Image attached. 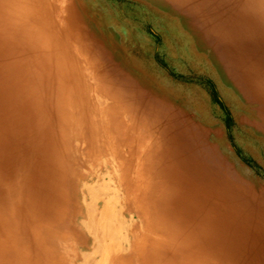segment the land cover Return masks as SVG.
Wrapping results in <instances>:
<instances>
[{
	"label": "rangeland",
	"instance_id": "rangeland-1",
	"mask_svg": "<svg viewBox=\"0 0 264 264\" xmlns=\"http://www.w3.org/2000/svg\"><path fill=\"white\" fill-rule=\"evenodd\" d=\"M36 1L0 0V206L24 203L23 175L36 218L55 221L68 165L96 192L115 190L108 172L120 161L85 155L86 115L105 131L94 151L147 155L136 160L152 177L140 198L168 241L160 264H264V0ZM38 5L80 68L72 98L84 111L63 100L46 37L21 14ZM121 188L112 211L124 207L127 224L154 237ZM17 209L4 216L23 238Z\"/></svg>",
	"mask_w": 264,
	"mask_h": 264
},
{
	"label": "bare ground",
	"instance_id": "bare-ground-1",
	"mask_svg": "<svg viewBox=\"0 0 264 264\" xmlns=\"http://www.w3.org/2000/svg\"><path fill=\"white\" fill-rule=\"evenodd\" d=\"M38 1L43 2V0ZM39 2L36 1L35 3L40 4ZM25 8L22 9L21 13L23 18L25 19L28 15V18L34 21L35 29L37 28L46 37L44 49L51 59L57 78L58 75H61L58 78V83L60 82V93L63 100L69 106L72 104L80 106L77 100L72 98L74 97L72 95L73 78H78L80 72L78 64L71 53L67 52L65 46H61L57 42L60 37L56 36L55 27L46 33L47 27L44 23L50 22L46 20L47 10L41 5L34 6V10L30 12H27L28 7ZM43 12L45 13L44 16ZM0 82H3V78ZM82 90L78 89L77 91L86 104L83 100L84 93ZM81 108H79L80 111H84ZM97 110H99L98 113L103 114L107 121L113 115L109 108H94V112ZM77 118V125L83 128H79L83 132V140H86L83 142L88 150L85 151V155L97 161L99 157L100 159L106 157V160L109 159L110 165L120 161L118 168L114 165L111 172H108L115 174L118 185L114 188L115 190L105 187L102 190L103 193L102 191L98 193L92 184L79 176L78 172L76 175L72 173L73 170L69 169L68 165L66 166V173L68 172L66 182L61 184V198L66 199V206L62 205L59 210L60 216L58 214L57 219L54 217L55 221L52 218L43 221V219L36 218V209L32 197L29 198V190H23L25 185H30L27 184L26 177L20 175L21 178L17 184L24 203L15 199L10 207L2 208L0 206V264H152L153 260H155L154 264H160L159 251H162L164 246H168V241L158 227L154 226V229L148 227V218L143 210L141 200L149 189L148 185H151L152 178L148 168L139 163L141 160H146L147 155L143 154L144 151H131L130 157L125 159L115 149H113L114 151H94L93 148L97 145L96 142L94 143V139L99 136L100 132L102 134L101 120L98 122L92 118L88 119L86 115ZM79 135L80 133L77 132L76 136ZM110 138H107L109 142ZM113 142H111L112 145L115 144ZM109 154L111 158H109ZM136 160L139 162L136 163ZM91 161L93 162V160ZM107 166L104 168L109 169ZM75 171L76 169H74ZM71 174L73 175L70 176ZM127 177H129L128 181ZM30 187L33 188L31 192H37V189ZM121 187H125L123 193L125 206L131 209L130 212L133 209L138 211L143 223H146L144 228L154 237L140 235L133 228L132 222L127 224L128 220L125 221L123 213L124 207L118 211L115 210V213L112 211L114 209L112 204L119 201L114 200V197L109 198L110 193L113 192L114 195H112L117 196V193L123 189ZM87 197L90 198V203H87ZM18 207L22 208V213L25 212L27 221L28 235L23 236V238L18 237L16 226H13L10 220L4 216L6 213L10 215L12 209L15 214ZM63 218L66 219V228L65 230L62 229L61 232L58 223L62 222ZM30 252L36 254V260H31Z\"/></svg>",
	"mask_w": 264,
	"mask_h": 264
}]
</instances>
